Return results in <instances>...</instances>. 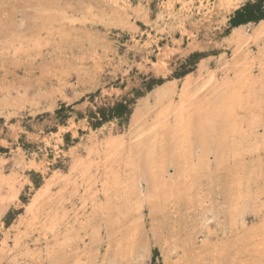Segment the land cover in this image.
I'll use <instances>...</instances> for the list:
<instances>
[{
    "label": "rangeland",
    "instance_id": "1",
    "mask_svg": "<svg viewBox=\"0 0 264 264\" xmlns=\"http://www.w3.org/2000/svg\"><path fill=\"white\" fill-rule=\"evenodd\" d=\"M262 22L264 0H0V264H264ZM212 75L232 114L207 98L145 139L173 121L156 91Z\"/></svg>",
    "mask_w": 264,
    "mask_h": 264
},
{
    "label": "bare ground",
    "instance_id": "2",
    "mask_svg": "<svg viewBox=\"0 0 264 264\" xmlns=\"http://www.w3.org/2000/svg\"><path fill=\"white\" fill-rule=\"evenodd\" d=\"M243 28H244V26H240V27L236 28L235 34L239 35V36L243 35V33H242ZM260 28H262V29L264 28V22L261 23ZM237 79H238L237 83H240V84L243 83V78H242L241 74L239 75V77ZM244 81H245V78H244ZM188 82L185 83V85H184V87L180 93V102L178 103V105L173 104V96L175 94L174 88L173 89L172 88H165V89L162 88V89H159L158 91H156L155 94H156L157 104L168 103L165 106V109L163 110V112L160 114L158 122L161 124L162 123L161 121L170 115H173V121L172 122H169V121L165 122L158 131L155 129H151L150 131L146 132L143 135V136H148V138H145L146 140H148L149 138H152L151 140L156 141L157 139H160V138L162 139L164 134L176 137V136H181V133H184V132L187 133L190 130L191 121H192V120H190V116L192 114L190 108L191 107L195 108L196 109L195 113L198 114L202 109V103H204L205 99H207V98L213 100L215 107L220 106V110L222 113L224 112V110H223V108H224L225 110L227 109L229 114H232L233 106L235 104V101L239 99V94L237 91H235V92L232 91L234 88L232 90H230V88L233 87V85H234L231 81L228 80V81H224L222 83L217 82L215 80V76L212 75L207 83H205L202 87H200L194 91L191 90ZM211 83L213 84L212 90L209 93L203 94L207 90L206 88ZM222 89H224V90L227 89V91L225 92L227 94L224 95L223 97H221V94H220V93H222V91H221ZM221 107H223V108H221ZM143 136H140L139 137L140 139L138 138V141L136 143V145H137L136 147L138 149H140L141 151H143L144 147H146L149 150L152 149V148H149V145L148 146L146 145V140L144 141L141 139V137H143ZM111 144L113 145L112 142H111ZM181 145H182V143H181ZM198 150H199V154L198 153L196 154V157L198 160L197 162L203 164V163H205L204 160H206V159H204V156H205L204 154L206 152V145H204L201 142V140H200V143L198 145ZM149 155H150V152H149ZM184 155L186 156V158L189 156V154L187 152H185ZM192 159H193V162L191 161L192 163L196 162V159H194V158H192ZM189 161H190V158H189ZM140 180H141V178H140ZM142 181H144V178ZM138 182L140 183V181H138Z\"/></svg>",
    "mask_w": 264,
    "mask_h": 264
},
{
    "label": "trees",
    "instance_id": "3",
    "mask_svg": "<svg viewBox=\"0 0 264 264\" xmlns=\"http://www.w3.org/2000/svg\"><path fill=\"white\" fill-rule=\"evenodd\" d=\"M250 8V6L247 7V9H245L244 11H248V9ZM240 16H243V15H239ZM246 17V16H245ZM249 20V18H247ZM243 22H245V20H242V21H238L237 24H242Z\"/></svg>",
    "mask_w": 264,
    "mask_h": 264
}]
</instances>
